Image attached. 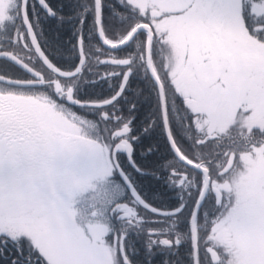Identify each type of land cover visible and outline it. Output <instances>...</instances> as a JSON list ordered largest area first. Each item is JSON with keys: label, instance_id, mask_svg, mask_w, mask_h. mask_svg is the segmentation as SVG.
<instances>
[{"label": "snow or ice", "instance_id": "6c2138e0", "mask_svg": "<svg viewBox=\"0 0 264 264\" xmlns=\"http://www.w3.org/2000/svg\"><path fill=\"white\" fill-rule=\"evenodd\" d=\"M0 264H264V0H0Z\"/></svg>", "mask_w": 264, "mask_h": 264}]
</instances>
